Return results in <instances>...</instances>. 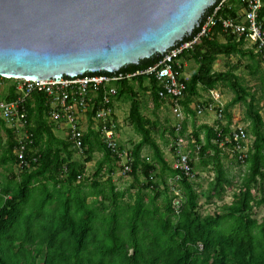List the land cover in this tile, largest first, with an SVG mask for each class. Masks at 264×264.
Segmentation results:
<instances>
[{
  "label": "trees",
  "instance_id": "trees-1",
  "mask_svg": "<svg viewBox=\"0 0 264 264\" xmlns=\"http://www.w3.org/2000/svg\"><path fill=\"white\" fill-rule=\"evenodd\" d=\"M220 1L204 13L199 26L182 42L200 31L204 20ZM261 1L260 20L264 26V0ZM237 3L238 0H228L219 16L235 18L239 10ZM247 45L243 39L223 34L217 27L211 39H204L181 56L197 65L189 79L182 78L186 86L181 100L185 115H196L189 106L200 96L199 90L209 92L224 87L233 94L223 117L215 119V127L204 125L193 129L195 145L191 146L192 152L200 157L204 168L211 165L216 174L210 187L213 195L208 199H222L227 190H233L232 180L222 163L225 154L218 143L230 136V110L239 104L247 107L245 121L249 126L244 130L253 140L245 159L248 169L239 192L233 193V202L224 206V214L200 218L197 212L200 195L187 177L180 182L181 205L177 211L173 210L167 179L174 175V171L152 138L149 122L141 114L137 90L133 86L149 91L155 107H159L164 101L158 97V86L153 78L139 76L117 85L115 101L131 99L128 119L141 137L127 151L131 155V171L124 174L136 178L140 173L146 180L145 189L154 193L147 203L138 193L133 205L121 203L124 193L116 190L110 176L104 183L99 181L106 165L110 167L107 171L110 175L114 165L122 172L123 167L92 129V114L88 116L83 149L74 150L69 139L55 135L56 126L49 121L44 106L47 98L35 93L21 105L26 115V130L30 134L29 141L24 142L27 165L19 166L15 155L19 145L16 135L0 120V130L6 133L4 143L0 138L3 150L0 162L16 166L19 171L18 177L11 175L0 180V264H264V217L261 221L253 218L254 208L264 205V198L257 201L254 195L255 191L264 196V117L260 115L264 110V59L253 48L247 49ZM219 57H238L250 62L249 75L259 83V99L256 100L244 81L234 75V68L238 66L225 73L213 71ZM160 59L161 55H154L137 65L123 67L120 72L143 71ZM87 74L108 75L103 72ZM8 81L0 78V85ZM16 84L14 81L7 88L5 97L0 99L15 101ZM185 130L186 124L184 128L182 126L181 135ZM218 131L221 137H218ZM146 146L152 151L151 162L141 157ZM119 148L124 151L122 145ZM98 153L102 154L104 161L96 163L95 174L89 181L85 178L86 165ZM76 155L83 160H75ZM237 162L241 163L238 159ZM157 166L159 173L156 174ZM190 166L194 171L195 165L191 161ZM160 183L163 184L161 189ZM162 194L163 203L158 205Z\"/></svg>",
  "mask_w": 264,
  "mask_h": 264
},
{
  "label": "water",
  "instance_id": "water-1",
  "mask_svg": "<svg viewBox=\"0 0 264 264\" xmlns=\"http://www.w3.org/2000/svg\"><path fill=\"white\" fill-rule=\"evenodd\" d=\"M218 0H0V78L114 73L192 35Z\"/></svg>",
  "mask_w": 264,
  "mask_h": 264
},
{
  "label": "built area",
  "instance_id": "built-area-1",
  "mask_svg": "<svg viewBox=\"0 0 264 264\" xmlns=\"http://www.w3.org/2000/svg\"><path fill=\"white\" fill-rule=\"evenodd\" d=\"M228 0H222L206 17L200 31L190 40L180 42L161 55V59L152 67L133 73H122L120 70L108 75L83 74L75 77L63 76L57 80L25 81L21 79H8L16 81L17 99L12 102L0 99V120L16 135L18 147L15 155L19 166L27 165L25 157L26 146L30 134L26 130V115L21 109L24 100L33 94H43L47 98L44 105L50 122L61 129L71 142L72 148L77 151L83 149V137L89 125L88 116L92 114V129L98 133L102 144L115 158L120 160L123 173L130 172L131 155L120 151L119 130L122 127L115 114L117 85L125 80L132 81L139 76L153 78L158 86V97L168 102L171 112L177 119L174 127L175 157L170 168L174 175L167 179L168 186L180 183L185 177L191 182L195 178L190 166L189 153L185 152V138L181 135L185 113L181 100L184 97L186 86L180 77L183 70V53L192 51L204 39L213 37V30L220 27L223 34L235 35L250 45L256 54L264 59V26L260 20L263 8L261 0H238L241 12L235 18H221L219 13ZM183 61V62H182ZM222 95L218 90L209 91L204 101H196L189 106L196 115L207 112L213 113L216 118H222L225 109ZM218 137L221 132L218 131ZM245 130L236 127L230 128V136L218 143L223 153H230L241 163H245L249 147ZM230 144V145H229ZM247 150V153H244ZM172 195V208L177 211L182 202L179 192L170 190ZM174 196V198H173Z\"/></svg>",
  "mask_w": 264,
  "mask_h": 264
},
{
  "label": "rangeland",
  "instance_id": "rangeland-1",
  "mask_svg": "<svg viewBox=\"0 0 264 264\" xmlns=\"http://www.w3.org/2000/svg\"><path fill=\"white\" fill-rule=\"evenodd\" d=\"M219 39L223 41L222 36H219ZM219 40V41H220ZM247 49H252L250 45H247ZM184 61V62H183ZM183 70L181 72L180 77L183 79H189L192 73L197 69V65L193 60H183ZM249 61L246 59H240L238 57H233L231 59H225L224 57H219L213 66V71L215 73H225L232 71L233 66L238 68L234 71V75L240 77L242 81L247 85V88L250 90L251 94L254 95L255 99L260 98V91H258L259 83L256 79L251 78L249 75ZM262 69L264 71V63H262ZM14 81L9 80L8 82L0 85V98L5 97L7 88L13 85ZM136 88V99L140 103L141 106V114L142 116L149 122V129L151 131L152 138L156 141L157 145H159L164 159L170 166L172 164L173 159L175 157V130L174 127L177 124V119H175L174 115L171 112V108L168 102H163L159 107H155L151 99V95L149 91L142 90L137 85H133ZM148 83H146V86ZM222 95V102L227 105L233 99V94L228 88L219 87L216 89ZM200 96L195 98L193 103L196 101H204L207 99L209 92H203L199 90ZM131 99L123 98L120 99L119 103L115 104V114L116 118L122 125L119 127L120 137L119 144L124 147V151H128L137 144L141 137L134 131L131 126L128 113L130 110ZM246 110L247 107L243 104H239L230 110V114L232 116V125L230 128L240 127L242 129H248L249 122L245 121L246 118ZM260 115L264 117V110L260 111ZM216 116L213 113L207 112L202 115H185V119L183 121V128L186 124V130L183 133V137L185 138V152L190 153L191 162L195 165L194 174L196 177L192 182L194 183L195 190L199 193V209L197 210L200 218L204 219L207 216L214 215L215 213L224 214L225 208L224 206L230 205L233 202V193L239 192V187L243 182V176L248 169V164L237 162L236 157H234L230 153H224L225 156L222 158V163L224 165V169L226 170L228 177L231 178L233 183V190H227L222 199L210 198L212 196V192L210 191L211 184L214 183L216 174L212 172V166H205L200 163V157L196 153H193L191 150V146L195 145V139L193 138V129H198V127L208 125L209 127L216 126ZM6 133L0 130V138L2 139V143H4L6 139ZM58 136H62V133H57ZM203 138V135H201ZM253 140L250 136H248L247 145L251 147ZM250 149V148H249ZM2 146L0 145V159L2 154ZM192 152V153H191ZM244 153H247V150H244ZM142 159L146 162L152 161V151L146 146L141 154ZM77 161L83 160L78 155L74 158ZM104 159L102 158V154H95L93 156V160L86 165V173L85 178L91 181L96 171V163L102 162ZM110 166V165H109ZM105 173H102V178L99 180L101 183H104L107 178L110 176L112 182L115 185V188L118 192H123L124 196L122 198L123 204L133 205L134 200L136 199V195L140 193L144 198L145 203L148 202L150 196H154V193L149 192L148 189H145L146 180L144 177L138 173L136 178L133 177L132 174H124L121 169L117 166H113V174H107L109 171L108 166L105 167ZM159 173V166H157L156 174ZM19 174L18 168L16 166L2 165L0 162V180L4 177L9 178L11 175L14 177H18ZM3 177V178H2ZM168 186V182H167ZM160 189L163 188V184L160 183ZM169 191L174 190L182 193V189L180 187V183L172 184L171 187L168 186ZM264 190V188H263ZM163 191V189L161 190ZM254 195L259 201L261 198H264L263 195L256 194L254 191ZM164 199V195L159 198L158 205H162ZM122 204V205H123ZM264 217V205L261 207L254 208L253 218L261 221ZM224 234L226 233L223 232ZM41 264V263H39Z\"/></svg>",
  "mask_w": 264,
  "mask_h": 264
},
{
  "label": "crops",
  "instance_id": "crops-1",
  "mask_svg": "<svg viewBox=\"0 0 264 264\" xmlns=\"http://www.w3.org/2000/svg\"><path fill=\"white\" fill-rule=\"evenodd\" d=\"M239 6H240V5L237 3V7H238V9H239L238 12H241V7L239 8ZM54 133H55V135H56L57 137H59V138H61V139H65V138H66L65 135H64V133H63V131H62L61 129H59L58 127H56ZM57 133H62V136H58Z\"/></svg>",
  "mask_w": 264,
  "mask_h": 264
},
{
  "label": "clouds",
  "instance_id": "clouds-1",
  "mask_svg": "<svg viewBox=\"0 0 264 264\" xmlns=\"http://www.w3.org/2000/svg\"><path fill=\"white\" fill-rule=\"evenodd\" d=\"M186 148H188V147H186ZM189 155H190V153H189ZM190 161H191V159H190Z\"/></svg>",
  "mask_w": 264,
  "mask_h": 264
}]
</instances>
